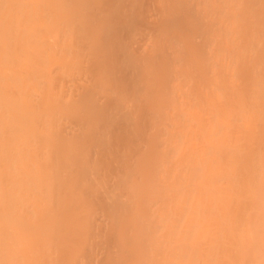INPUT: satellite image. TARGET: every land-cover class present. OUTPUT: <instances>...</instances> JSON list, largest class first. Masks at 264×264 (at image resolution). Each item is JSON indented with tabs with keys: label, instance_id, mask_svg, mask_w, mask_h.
I'll use <instances>...</instances> for the list:
<instances>
[{
	"label": "bare ground",
	"instance_id": "1",
	"mask_svg": "<svg viewBox=\"0 0 264 264\" xmlns=\"http://www.w3.org/2000/svg\"><path fill=\"white\" fill-rule=\"evenodd\" d=\"M0 264H264V0H0Z\"/></svg>",
	"mask_w": 264,
	"mask_h": 264
},
{
	"label": "rangeland",
	"instance_id": "2",
	"mask_svg": "<svg viewBox=\"0 0 264 264\" xmlns=\"http://www.w3.org/2000/svg\"><path fill=\"white\" fill-rule=\"evenodd\" d=\"M93 100V99H92Z\"/></svg>",
	"mask_w": 264,
	"mask_h": 264
}]
</instances>
